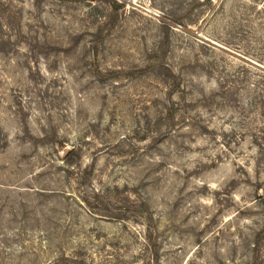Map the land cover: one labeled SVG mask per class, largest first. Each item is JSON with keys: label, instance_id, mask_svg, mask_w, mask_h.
<instances>
[{"label": "rangeland", "instance_id": "rangeland-1", "mask_svg": "<svg viewBox=\"0 0 264 264\" xmlns=\"http://www.w3.org/2000/svg\"><path fill=\"white\" fill-rule=\"evenodd\" d=\"M0 264H264V0H0Z\"/></svg>", "mask_w": 264, "mask_h": 264}]
</instances>
